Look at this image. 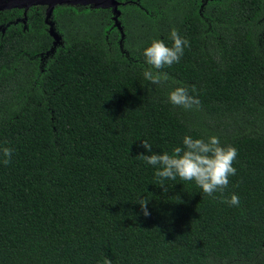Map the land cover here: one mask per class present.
<instances>
[{"label": "trees", "instance_id": "16d2710c", "mask_svg": "<svg viewBox=\"0 0 264 264\" xmlns=\"http://www.w3.org/2000/svg\"><path fill=\"white\" fill-rule=\"evenodd\" d=\"M119 2L120 26L109 7L58 4L56 44L45 12L0 13V147L13 149L0 264H264V0ZM172 29L190 46L153 85L143 50L171 46ZM177 86L220 127L168 103ZM186 135L237 149L223 196L239 206L191 181L157 185L142 140L171 153Z\"/></svg>", "mask_w": 264, "mask_h": 264}, {"label": "clouds", "instance_id": "9594fccd", "mask_svg": "<svg viewBox=\"0 0 264 264\" xmlns=\"http://www.w3.org/2000/svg\"><path fill=\"white\" fill-rule=\"evenodd\" d=\"M169 38L172 41L171 46L162 39H153L143 50V56L149 66L144 70L143 77L153 85L162 86L168 82L169 76L163 70L179 63L185 47L190 46V42L176 29L171 30ZM191 91L193 93L197 91L194 85ZM167 102L185 110L200 106V100L197 96L189 94L186 86H177L169 91ZM182 143L183 147L177 146L171 153L167 151L155 153L152 145L147 140H142L141 146L150 154L141 153L139 156L145 163L155 168L157 185L167 192L165 180L175 181L179 178L181 181H191L203 194L215 199V194L220 193L221 202L229 206H239L240 201L236 194H232L230 198L223 196L230 183L229 177L235 175L237 171L233 166L238 155L237 149L232 145H222L219 138L214 135L207 139H194L186 135ZM12 154V148L0 147V162L8 165ZM138 203L143 214L149 215L148 200L141 199ZM103 264H112V261L106 257Z\"/></svg>", "mask_w": 264, "mask_h": 264}, {"label": "water", "instance_id": "95a60500", "mask_svg": "<svg viewBox=\"0 0 264 264\" xmlns=\"http://www.w3.org/2000/svg\"><path fill=\"white\" fill-rule=\"evenodd\" d=\"M45 4L48 6L47 11H46V18L45 21L46 23L49 24L50 26V34L54 37L55 39V44L60 42L61 36L59 35L58 32L54 30V22L51 21V17L53 14V11L55 9V6L58 4H83V5H93L95 8H112L113 13H114V20L116 24H119V15L121 13L119 9V0H0V10H5L7 8H12V7H22L26 6L28 4Z\"/></svg>", "mask_w": 264, "mask_h": 264}, {"label": "rangeland", "instance_id": "374dc122", "mask_svg": "<svg viewBox=\"0 0 264 264\" xmlns=\"http://www.w3.org/2000/svg\"><path fill=\"white\" fill-rule=\"evenodd\" d=\"M193 109V108H192ZM192 109L186 110V115L187 118L189 119V121H193L195 124H197L199 122L200 125H204V127L207 130H211V127L213 126L214 128H219L220 127V121L217 118L205 115L203 118V115H194V111H192ZM217 130V129H216Z\"/></svg>", "mask_w": 264, "mask_h": 264}, {"label": "flooded vegetation", "instance_id": "af4514ba", "mask_svg": "<svg viewBox=\"0 0 264 264\" xmlns=\"http://www.w3.org/2000/svg\"><path fill=\"white\" fill-rule=\"evenodd\" d=\"M8 1V0H7ZM91 5V4H90ZM120 5V4H119ZM57 6V5H56ZM55 6V7H56ZM47 8L48 6L45 5V4H41V3H38V4H32V5H29L28 4L26 6H22V7H12V8H7L5 10H0V13L4 12V11H9V10H15V11H20V15L17 17V19H25L28 17V14L30 12H38V10H41L42 12H45L47 11ZM112 9V8H111ZM1 29V28H0ZM2 31H4V29H2Z\"/></svg>", "mask_w": 264, "mask_h": 264}]
</instances>
